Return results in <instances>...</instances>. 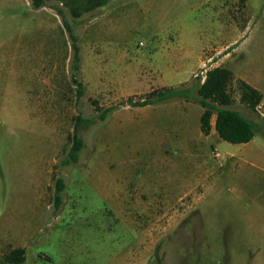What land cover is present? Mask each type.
<instances>
[{"label":"rangeland","instance_id":"1","mask_svg":"<svg viewBox=\"0 0 264 264\" xmlns=\"http://www.w3.org/2000/svg\"><path fill=\"white\" fill-rule=\"evenodd\" d=\"M80 3L0 0V264L20 247L24 264H264V103L237 88L264 94V0H109L75 18ZM216 67L249 143L204 135L193 98L134 106L198 97Z\"/></svg>","mask_w":264,"mask_h":264},{"label":"trees","instance_id":"2","mask_svg":"<svg viewBox=\"0 0 264 264\" xmlns=\"http://www.w3.org/2000/svg\"><path fill=\"white\" fill-rule=\"evenodd\" d=\"M74 1V0H73ZM109 0H81L82 4L72 6L71 13L75 18H80L84 12L91 11L104 6ZM245 3L246 0H240ZM34 6L39 8L44 6L45 0H33ZM82 5V6H81ZM65 28L72 40V49L74 51L75 61H79V46L77 37L73 34L71 27L64 21ZM235 81L233 71L226 67H216L208 69L205 74L204 82L196 85L198 97H193L194 88H167L154 90L149 93L145 99L135 102L136 107H146L157 103L165 102L171 99H195L203 108L200 118L201 132L208 136L212 131V119L216 115L215 130L219 137L231 144H246L255 137V123L245 117L240 112L230 109L234 103L231 93V86ZM78 96H83V85L79 84ZM237 88L240 93L241 102L251 111L257 112L263 102V94L246 81L239 79ZM108 112L101 114V120H105ZM72 148L69 153V160L65 164L77 163L78 154L83 149L84 143L77 136L72 139ZM65 189L63 178L56 180L55 207L60 209L62 202V193ZM26 261V249L15 248L9 251L3 258L2 264H24Z\"/></svg>","mask_w":264,"mask_h":264},{"label":"crops","instance_id":"3","mask_svg":"<svg viewBox=\"0 0 264 264\" xmlns=\"http://www.w3.org/2000/svg\"><path fill=\"white\" fill-rule=\"evenodd\" d=\"M242 80H244V79H242ZM244 81H245V80H244ZM247 83H248V82H247ZM249 84H250V83H249ZM250 85H251V84H250ZM253 87H254V86H253ZM254 88H256V87H254ZM256 89H257V88H256ZM258 90H259V89H258ZM259 91H260V90H259ZM260 92H261V91H260ZM261 93H262V92H261ZM262 94H263V93H262ZM263 103H264V94H263V102H262V104H263ZM262 104H261V105H262ZM213 117H214V116H213ZM215 119H216V117H215ZM212 120H213V119H212ZM212 127H213V128H212L211 133H212L213 130L215 129V122H214V123L212 122Z\"/></svg>","mask_w":264,"mask_h":264},{"label":"built area","instance_id":"4","mask_svg":"<svg viewBox=\"0 0 264 264\" xmlns=\"http://www.w3.org/2000/svg\"><path fill=\"white\" fill-rule=\"evenodd\" d=\"M206 71L207 70H205V71H203L201 74H202V81L201 82H204V80H205V74H206Z\"/></svg>","mask_w":264,"mask_h":264}]
</instances>
